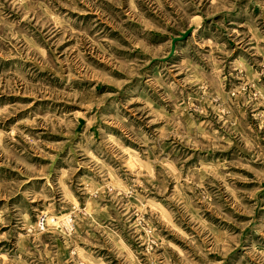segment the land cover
I'll list each match as a JSON object with an SVG mask.
<instances>
[{"label":"rangeland","instance_id":"obj_1","mask_svg":"<svg viewBox=\"0 0 264 264\" xmlns=\"http://www.w3.org/2000/svg\"><path fill=\"white\" fill-rule=\"evenodd\" d=\"M0 264H264V0H0Z\"/></svg>","mask_w":264,"mask_h":264},{"label":"water","instance_id":"obj_2","mask_svg":"<svg viewBox=\"0 0 264 264\" xmlns=\"http://www.w3.org/2000/svg\"><path fill=\"white\" fill-rule=\"evenodd\" d=\"M190 30H191V28H189L188 30H186L184 33H182V34H180V36L179 37H175V38H172V42H171V52H172V50H173V47H174V45H175V42L177 41V40H181V39H184V37H186V35L190 32Z\"/></svg>","mask_w":264,"mask_h":264},{"label":"clouds","instance_id":"obj_3","mask_svg":"<svg viewBox=\"0 0 264 264\" xmlns=\"http://www.w3.org/2000/svg\"><path fill=\"white\" fill-rule=\"evenodd\" d=\"M211 7V6H210Z\"/></svg>","mask_w":264,"mask_h":264}]
</instances>
